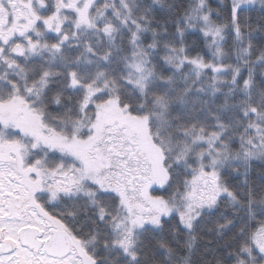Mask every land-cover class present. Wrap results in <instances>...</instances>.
<instances>
[{
  "label": "snow or ice",
  "instance_id": "1",
  "mask_svg": "<svg viewBox=\"0 0 264 264\" xmlns=\"http://www.w3.org/2000/svg\"><path fill=\"white\" fill-rule=\"evenodd\" d=\"M256 160L264 0H0V264H264Z\"/></svg>",
  "mask_w": 264,
  "mask_h": 264
},
{
  "label": "trees",
  "instance_id": "2",
  "mask_svg": "<svg viewBox=\"0 0 264 264\" xmlns=\"http://www.w3.org/2000/svg\"><path fill=\"white\" fill-rule=\"evenodd\" d=\"M173 0H165V4L168 3H172ZM210 4L212 5V7L216 8L219 6L220 0H209ZM225 3H227V0H224ZM159 7V6H158ZM259 9L260 6H255V11L253 13H251V15L253 16H257V14L259 13ZM162 15V14H161ZM190 39H195V37H190ZM255 44H257V46H260V42L258 40H254L253 41ZM245 76H246V71H245ZM260 77L257 76V81L259 82ZM239 144L235 143L233 145L234 149H238ZM241 172H243V169L241 168ZM264 174V161H253L248 173V179L249 182L252 184H260V177L261 175ZM232 184H237L240 183L243 180V177H237V178H233L232 176H227L226 177ZM231 235V233L229 234ZM211 237H203V241H198V245H199V255H203V250H204V241L210 240ZM198 264V261H197Z\"/></svg>",
  "mask_w": 264,
  "mask_h": 264
},
{
  "label": "rangeland",
  "instance_id": "3",
  "mask_svg": "<svg viewBox=\"0 0 264 264\" xmlns=\"http://www.w3.org/2000/svg\"><path fill=\"white\" fill-rule=\"evenodd\" d=\"M256 6H259V5H256Z\"/></svg>",
  "mask_w": 264,
  "mask_h": 264
}]
</instances>
